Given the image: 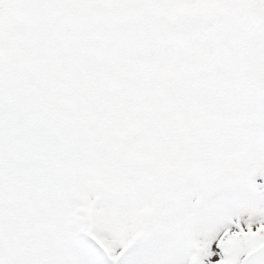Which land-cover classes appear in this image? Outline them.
<instances>
[{
    "label": "snow or ice",
    "instance_id": "obj_1",
    "mask_svg": "<svg viewBox=\"0 0 264 264\" xmlns=\"http://www.w3.org/2000/svg\"><path fill=\"white\" fill-rule=\"evenodd\" d=\"M0 264H264V0H0Z\"/></svg>",
    "mask_w": 264,
    "mask_h": 264
}]
</instances>
